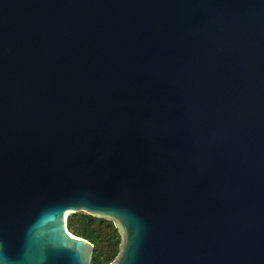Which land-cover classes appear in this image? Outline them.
<instances>
[{"label":"water","instance_id":"water-1","mask_svg":"<svg viewBox=\"0 0 264 264\" xmlns=\"http://www.w3.org/2000/svg\"><path fill=\"white\" fill-rule=\"evenodd\" d=\"M264 264V0H0V264Z\"/></svg>","mask_w":264,"mask_h":264},{"label":"trees","instance_id":"trees-1","mask_svg":"<svg viewBox=\"0 0 264 264\" xmlns=\"http://www.w3.org/2000/svg\"><path fill=\"white\" fill-rule=\"evenodd\" d=\"M67 229L94 246L91 264H110L117 257L121 235L112 221L79 212L68 216Z\"/></svg>","mask_w":264,"mask_h":264}]
</instances>
